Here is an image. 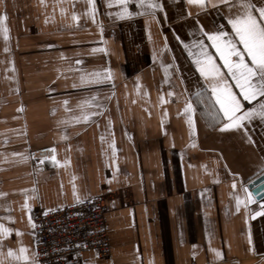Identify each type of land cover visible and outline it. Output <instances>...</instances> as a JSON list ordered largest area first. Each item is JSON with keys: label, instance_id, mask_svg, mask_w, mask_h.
<instances>
[{"label": "crops", "instance_id": "1", "mask_svg": "<svg viewBox=\"0 0 264 264\" xmlns=\"http://www.w3.org/2000/svg\"><path fill=\"white\" fill-rule=\"evenodd\" d=\"M157 2L145 12L127 0L142 13L128 16L117 0H0V264L35 261L36 207L95 195L111 256L87 251L82 264H264V217L244 189L264 170V119L222 130L196 63L202 41L239 96L205 35L245 52L236 9ZM41 149L53 150L35 158Z\"/></svg>", "mask_w": 264, "mask_h": 264}, {"label": "snow or ice", "instance_id": "2", "mask_svg": "<svg viewBox=\"0 0 264 264\" xmlns=\"http://www.w3.org/2000/svg\"><path fill=\"white\" fill-rule=\"evenodd\" d=\"M117 2L128 16L142 14L128 11L127 0H117ZM190 2L203 4L204 0H190ZM221 2L230 9H236L235 12H230L229 23L235 35L239 37V42L244 45L250 60L244 59L245 52H241L232 40L225 39L227 34L223 31L205 32V35L213 42L212 46L217 49L220 58L224 61V66L235 80V87L240 90L239 96L224 84L219 67L207 53L202 41L199 42V47L203 57L196 60V63L201 76L210 86L211 92L208 99L211 100L212 108L215 110L213 115L222 123V130L244 129L246 131L244 121H251L256 115L264 119V3L257 7L253 0H232L231 3L229 0H221ZM89 3H93V0H89ZM135 3L138 9H144L145 12L161 7L157 0H135ZM3 19L6 17L0 16V20ZM4 31L7 32V29L5 28ZM233 55L237 57L234 61L230 59ZM240 97L245 101H254L259 97L257 108L245 109ZM185 111L189 113L195 111L191 102H187ZM189 123L190 126H194L191 119ZM250 199L251 193H248L246 200ZM12 254L13 250L10 249L9 255ZM17 259L28 260L27 249L21 247ZM32 264L36 262L33 261Z\"/></svg>", "mask_w": 264, "mask_h": 264}, {"label": "built area", "instance_id": "3", "mask_svg": "<svg viewBox=\"0 0 264 264\" xmlns=\"http://www.w3.org/2000/svg\"><path fill=\"white\" fill-rule=\"evenodd\" d=\"M36 264H82L84 253L111 256L103 197L33 210Z\"/></svg>", "mask_w": 264, "mask_h": 264}, {"label": "water", "instance_id": "4", "mask_svg": "<svg viewBox=\"0 0 264 264\" xmlns=\"http://www.w3.org/2000/svg\"><path fill=\"white\" fill-rule=\"evenodd\" d=\"M53 149H41L35 152V158H41L45 153L51 152ZM246 196L251 193V199L248 200V204L256 206L252 214V218L264 217V170L260 172L256 177L250 180L244 187Z\"/></svg>", "mask_w": 264, "mask_h": 264}, {"label": "rangeland", "instance_id": "5", "mask_svg": "<svg viewBox=\"0 0 264 264\" xmlns=\"http://www.w3.org/2000/svg\"><path fill=\"white\" fill-rule=\"evenodd\" d=\"M23 131H24V130H23ZM23 141H24V140H23ZM27 148H28V145H27V143L24 141L23 144L20 145V149H19V151H20L21 153H23L24 151L27 150Z\"/></svg>", "mask_w": 264, "mask_h": 264}]
</instances>
